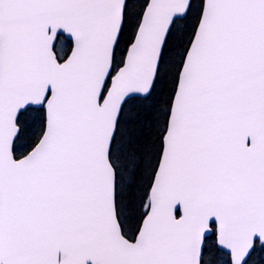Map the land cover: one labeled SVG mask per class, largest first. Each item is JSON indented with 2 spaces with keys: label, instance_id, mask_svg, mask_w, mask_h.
Masks as SVG:
<instances>
[{
  "label": "snow or ice",
  "instance_id": "1",
  "mask_svg": "<svg viewBox=\"0 0 264 264\" xmlns=\"http://www.w3.org/2000/svg\"><path fill=\"white\" fill-rule=\"evenodd\" d=\"M258 248L264 0H0V264Z\"/></svg>",
  "mask_w": 264,
  "mask_h": 264
},
{
  "label": "trees",
  "instance_id": "2",
  "mask_svg": "<svg viewBox=\"0 0 264 264\" xmlns=\"http://www.w3.org/2000/svg\"><path fill=\"white\" fill-rule=\"evenodd\" d=\"M258 250L260 249L258 248ZM249 264H264V251H262V253L259 255L258 253L254 252L251 256V259L249 260Z\"/></svg>",
  "mask_w": 264,
  "mask_h": 264
},
{
  "label": "bare ground",
  "instance_id": "3",
  "mask_svg": "<svg viewBox=\"0 0 264 264\" xmlns=\"http://www.w3.org/2000/svg\"><path fill=\"white\" fill-rule=\"evenodd\" d=\"M255 252H256V253H259V252H260V250H258V249H257Z\"/></svg>",
  "mask_w": 264,
  "mask_h": 264
},
{
  "label": "rangeland",
  "instance_id": "4",
  "mask_svg": "<svg viewBox=\"0 0 264 264\" xmlns=\"http://www.w3.org/2000/svg\"><path fill=\"white\" fill-rule=\"evenodd\" d=\"M261 253H262V251H260V252L258 253V255L261 254ZM250 263H251V262H250Z\"/></svg>",
  "mask_w": 264,
  "mask_h": 264
}]
</instances>
